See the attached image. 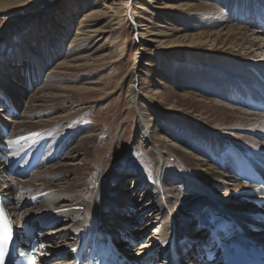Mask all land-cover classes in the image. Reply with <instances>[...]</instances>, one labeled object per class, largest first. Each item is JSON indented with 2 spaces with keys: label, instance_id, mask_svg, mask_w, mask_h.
I'll list each match as a JSON object with an SVG mask.
<instances>
[{
  "label": "rangeland",
  "instance_id": "obj_1",
  "mask_svg": "<svg viewBox=\"0 0 264 264\" xmlns=\"http://www.w3.org/2000/svg\"><path fill=\"white\" fill-rule=\"evenodd\" d=\"M1 1L4 6L0 7V74L1 71H7L8 68L11 71L22 73L21 70H30L28 67H32V65L38 70L35 76L30 75L26 79L24 76L17 79V81H12L10 78L8 81L10 89H7L3 85L0 86V124L4 127L6 126L7 129L10 130L20 125L23 120L25 121V117L26 123L34 124L39 122L46 123L63 114H66L68 120L71 118L70 121H67L66 123L64 122L60 125L57 130H54L53 128L51 129L52 125H50L51 134L47 133L49 129H41L36 135L25 134L26 136L24 135V137H29L30 139L17 144V147H15V144H12V148H15L13 149L14 157L17 153H29L28 155L30 156L28 159L32 158L31 154H33L39 145H43L42 152L46 161L38 166L36 170L37 173L34 171V173L29 175L26 179L19 180L14 176H5L4 172L3 176L6 179V183H9L12 180L11 184L18 181L21 183L19 186H21L22 183L23 185L27 183V185L35 184V187L44 188L43 190L45 191L48 189L52 190L54 189L53 186L56 185L55 180L60 177H65L68 174L65 173L64 170L62 171L61 169H63V167L60 166H66V164H69V162L65 160L67 159V153H69V151L70 153H73V150H77L80 157L77 158L74 164H82L84 162L88 164L85 176L86 180L84 182L87 185L85 188L86 192L85 194L80 193L82 195L83 204L89 202L93 203L95 199H98L100 191L109 186L114 192L112 195L113 198L108 200L104 207L105 215L109 217V207H116L119 205L118 198L114 197V195H118L120 191H123L124 193L126 191L131 199V194H133L131 192L135 191L138 187L136 184L139 182H142V184L146 186L145 189H139L138 200L143 197L142 201L145 200L144 203H148V194H145V192L149 191V188H153L157 185L155 177L157 176L156 169L158 170V167L161 166L162 162L156 153H147L143 142L139 139L140 124L138 122L140 121V113L143 110L146 112V117L149 119L147 125L149 123L148 128L150 134L156 139L159 138L161 141H164L165 145L168 146V152L167 154L165 153L164 160L169 169L162 166V171L164 170L166 173L175 172L187 182L191 179L186 180L187 177L185 176V171L187 170L182 162L184 159L183 155L191 159H198L194 160L196 161V166L193 171L197 178L194 177L195 181L192 179V181H194L193 184L198 188L205 189L209 193L213 192L212 196L216 199H230L228 191L233 187V182L223 180L221 182H212V187L205 185L202 181L200 183L198 175L203 174V172L205 173L207 168H212L216 174L222 176L224 175L221 172H225L223 169H221L220 172L219 169V171L215 169V166H209V163L204 160L206 155L202 152L204 150L207 151L213 149L219 141H222L219 138H225L226 140L232 141L237 134L246 137L248 140L251 139L248 141L249 143L244 142V145L248 144L251 147L261 144L264 145V132L260 131L257 133L255 131L256 128L250 125L251 122L258 121L257 119L259 118L257 116H264V114L246 109L241 104H230L229 106L231 108H239L241 109L240 111L246 110L245 112L250 115V120H244L241 124L245 129L243 128L241 132H238L231 129L227 130L225 129L227 125L219 126V121H213L211 118H206V116H199L200 113H196L194 110H188L186 113H181V110L178 109L175 111H169L166 116H164L165 112L158 111L155 107L153 108L152 103H154V100L149 103V99H153L157 93L163 94L160 98L161 101L165 100L168 95H181L183 91L195 94L196 92L193 88H199L211 92V90L214 89L213 84L226 82L232 75L239 77V79L234 80L236 83H231V85L237 84L238 87V84H240L241 81L242 83L245 81V71L244 75L241 71L236 73L231 70L229 71L228 68L219 67L218 64H212L210 58L212 57L213 52L197 51L194 49L196 46H193L196 42L194 41L193 44L191 43L188 46L189 41H187L186 38H184L185 40L182 39L183 41L181 44H174L172 47L170 46L171 48L147 43L145 42L148 41L147 37L135 36L131 25L122 26L125 20H123L124 18L121 17V15L112 18L110 24L112 25L111 30L114 29V31L106 33L104 25L108 24V22L107 20H100L94 25V30L102 29L103 33L100 34V36L94 38L90 34L86 39L81 35H79L77 39L75 38L78 29H80L81 32L87 31L90 25L93 24L84 22L83 28L82 24L79 26L73 24L68 27L69 25H67L65 21L66 9L70 10V19L73 18V20L79 22L85 12L89 13L91 10L112 7L113 4L118 3L117 0ZM228 1L229 3L230 1L232 2V0H226V3ZM137 2L136 7L139 3L142 5L140 6V9L138 8L134 13V16L138 15L139 17V20L137 21H142V24H146L148 26V31L152 34L154 33L155 36L160 37L162 43L169 39L168 36L177 37L178 39L176 38V41L178 42L183 35H195V33L198 32V27L192 26L194 24L202 26V23L204 22L203 19L197 21V17H201V15L190 16L191 14L189 13H186L188 15H184V13H182V15H179L178 13L173 14V12L167 13L169 12L167 8L174 3L172 0H138ZM210 3L213 4V2ZM257 3H264V0H238V6L245 8L248 11H253ZM216 7L224 12V15L225 11L229 8L226 7V4L220 6L216 5ZM246 20V23L253 22V15L252 17L250 15ZM17 22L18 24L22 23L25 25L16 29L15 25ZM190 23L192 26H188ZM240 23L241 22L235 21L234 24ZM252 24L253 23L250 25ZM220 25L222 24L217 26ZM120 26L122 27L120 28ZM246 26L249 25L246 24ZM214 27L215 26L210 24L207 26L209 29ZM249 27L254 30L256 29L252 26ZM260 34L263 35L264 38V34ZM260 39H262V37H260ZM22 43H25V46L30 49V60H22L21 64L14 65V62H11L9 57L14 50L21 48ZM141 46H148V49L146 48L147 51L142 52ZM45 47H48V51ZM50 47L53 49L50 50ZM257 47L258 45L256 43L253 50ZM73 50H75V52ZM71 51H73L74 57L68 55V52ZM74 58L79 59L72 61ZM7 59L9 60L7 61ZM235 61L245 63L241 60ZM59 64H64L66 67L62 68L58 66ZM31 72L33 71L31 70ZM180 75H182L183 78L188 76L189 80L185 83V86H181L178 83ZM206 76L209 77L206 78ZM258 80L262 82L261 76H259ZM132 83L135 85L136 92L138 91L139 98L138 104L134 107H130L127 102L128 100L126 99L128 88ZM246 86L251 87L252 84ZM238 89L241 93L248 90V88H245L244 86L242 89ZM251 91H253V93L248 92L257 96L258 90L256 91V89L252 88ZM218 94L223 98L220 93ZM223 96H225V94ZM216 98L219 99L218 97ZM248 98L246 97V100L247 102L249 101L248 105L250 106L254 104V101H257L255 98ZM32 99L34 101H31ZM157 102L159 103V101ZM164 103L165 102H161L162 105H164ZM259 104L262 103L259 102ZM39 105L42 107H38ZM3 108H6V110ZM26 108H30L29 110L32 116L29 114H23ZM179 108H181V106ZM248 114L241 115L248 116ZM180 116L183 119H188L190 125L195 129H192L186 124L185 126L187 127V130L180 128ZM59 121L61 120L56 119L53 124L59 123ZM231 125L232 124H230V126ZM212 126H215L216 128L220 127L219 132H214ZM209 127L212 129H209ZM227 128L230 127L228 126ZM221 129L225 132H223L224 134L221 133ZM192 130L196 131L195 134L198 136L197 139H194V135L192 136L193 133L190 132ZM218 136L220 137L217 138ZM254 142L255 144L253 145ZM76 146L77 148H75ZM240 146H243L242 143ZM0 149H2V147H0ZM242 151L245 153V150ZM242 151H239L238 153ZM214 152V154H208V157L213 160L219 159L222 161L220 166L226 167L228 164V157H225L226 154L219 151ZM196 153H200V156L195 155ZM261 156H264V146L260 149L259 154L256 155L258 158ZM3 170L5 169H3L2 163H0V173L3 172ZM73 172L74 171H72V175L75 173V175H78L80 173L79 171ZM38 174H42V176L36 179V175ZM228 174H230L228 177L231 179L234 177L235 179L236 172L233 174L229 172ZM31 176L32 178L30 179ZM44 180H47L48 182L52 180L50 181L51 183L49 182L45 184L48 186L47 189H45V186H40ZM133 181H135V184ZM248 195V198L243 200L244 203L249 205V202H252L254 204L257 200H253V193H249ZM235 199L236 197H232L230 199L232 200L231 203H234ZM26 201L27 200H25L23 204ZM46 201L48 202L49 200ZM11 203L13 204V201ZM257 204V209L264 212V208L259 207L260 202H257ZM10 206L9 209L13 208V205L10 204ZM252 207L256 206L252 205ZM31 208V205H27L23 208L22 212H18V217ZM239 210L241 209L236 208L227 211L229 213L234 212L236 215V212ZM117 212L118 210L114 215ZM149 213L150 212H147L145 215ZM121 215L122 216L120 217L126 218L125 212ZM145 215L139 219L138 223H136V226L134 227L135 231H140L139 229L145 224ZM238 215L240 216V214ZM113 216H110L109 218H112ZM63 220L64 218L61 219V221ZM108 222L109 220L106 223ZM253 222L258 223V219H255ZM61 225L63 224H58V226H52L51 228L59 227ZM191 225L193 226L192 235L194 237L198 236V227L194 224ZM257 225L259 224H248V231L246 232L243 229L242 231H244V233L242 232V234L252 233ZM147 227V231L143 236L151 237L155 233L156 226L150 225ZM51 228H43V230H41L42 232L40 231L41 235L47 234L48 230ZM204 235L206 236L205 233ZM183 237L184 235L180 239L176 238V240L179 241L183 239ZM113 240L118 242L117 244L121 247L124 254L126 253L125 255L127 257L132 255L133 252L131 251H139L140 249L139 246L141 241L139 240H130L134 241V244L130 241L123 242L119 237ZM203 240L206 241L207 236L204 237ZM128 242H130V244ZM208 246L210 245L205 244L199 248ZM193 248L194 250L199 249L198 246H190L188 250ZM183 255L179 256L177 260L178 264L187 263L186 255H184V258ZM60 258L62 257L58 256L56 259V256H47L45 259L51 264L55 261H62ZM62 259L64 260V258ZM159 261H165V259L160 257V260L154 261V264H159Z\"/></svg>",
  "mask_w": 264,
  "mask_h": 264
},
{
  "label": "bare ground",
  "instance_id": "obj_2",
  "mask_svg": "<svg viewBox=\"0 0 264 264\" xmlns=\"http://www.w3.org/2000/svg\"><path fill=\"white\" fill-rule=\"evenodd\" d=\"M117 1L118 3L113 4L112 7H103L100 10L98 9L91 10L89 11V13L85 12L82 19L79 22L73 20V18L70 19L69 16L70 10L66 9L65 21L66 24L69 25L68 27H70L73 24H77L78 26L82 24V28H83L84 22L93 24L90 25L87 31L81 32L80 29H78L76 31L75 38L77 39L79 35H81L82 37H84V39H86L89 37L90 34L94 38L100 36V34L103 33L102 29L100 28L94 30V25H96V23L99 22L100 20H107L108 24L104 25L105 27L104 30H106L105 31L106 33H110L114 31V29L111 30L112 25L110 24L112 22V18L121 15V17L124 18L123 20H125L122 26L131 25L135 36L147 37L148 41H145L147 43H151L155 45L157 44V46L162 45L166 47H170V46L172 47V45L174 44L177 43L181 44V42L185 40L184 38H186L187 41H189L188 46L191 43L193 44L195 41L196 44L193 46H196L194 49H196L197 51L213 52L212 53L213 55L210 58L212 64H218L219 67L228 68L229 71L231 70L236 73L241 71L244 75H245L244 73L245 71L246 78H244L245 79L244 83H242L241 81V83L238 84V87L237 84L231 85V83H236L234 80L239 79V77L232 75L230 78L227 79L226 82L213 84L214 89L211 90V92H209L208 90L205 91L203 89L193 88V90L197 94L183 91L181 95L178 96L168 95L166 96V99L163 101L160 100L163 94L157 93L155 96L152 95L154 96L153 99L150 97L151 99H149V103L154 100L153 101L154 103H152V107L153 108L155 107L156 110L158 111L165 112L164 116H166V114L169 111H175L178 109L181 110L180 111L181 113H186V111L188 110L189 111L194 110L196 113H200L199 116H206V118H211V120L213 121H217V122L219 121L220 122L219 126L221 125H227V127L229 126L230 128L227 127L225 128L227 130L231 129L241 132L244 128L241 126V124L243 123L244 120L246 121L250 120L249 119L250 115L247 112H245L246 110L240 111L241 109L239 108H231L229 106L230 104H234V103L237 104L243 103L244 101L243 99L246 95L243 94L244 95L243 97V95L238 91L239 90L238 88L242 89L244 86L245 88H248V90L245 91H249L251 93H253V91H251L252 88L256 89V91L258 90L256 97H258L257 99H259L260 103L264 104V38L263 35L260 34V33L264 34V24L262 22H258L259 19L264 15V3H257L253 11H248L245 8L238 6V0H232V2L230 1V3L229 1L226 3V0H172L174 3L167 8V10H169V12L167 13L173 12V14L178 13L179 15H182V13H184V15H188L186 13H189L191 14L190 16L201 15V17H197L198 18L197 21L203 19L204 22L202 23V26L195 24L192 26L191 23L188 24V26L198 27V32L195 33V35L192 34H191L192 36L183 35L178 42L176 41L178 39L177 37L176 39L173 36H168L169 39H167L162 43L160 37H157L154 35V33L152 34L151 32L148 31L147 28L148 26L146 24H142V21H137L139 20L138 15L134 16L136 10L138 8L140 9V6H142L139 3L138 4L139 7L138 6L136 7V3H138L137 2L138 0H117ZM208 1L213 2V4ZM222 4H226L227 8L229 7L228 10L225 11V15L224 12H222L216 7V5L220 6ZM3 6L4 5L0 0V7ZM250 15L251 17L253 15V22H251L253 23L252 25L246 23L247 21L246 19ZM235 21L241 23L234 24ZM209 24L215 27L209 29L207 28ZM219 24L222 25L217 26ZM246 24L256 29L254 30L251 27L246 26ZM22 25L25 24L22 23L18 24L17 22L15 25L16 29ZM122 26H120V28ZM260 37H262V39H260ZM256 43L258 47L255 50H253ZM141 47H142L141 49L142 52H146L147 51L146 48L148 49V46H141ZM45 48L48 51V47ZM52 49L53 48L50 47V50ZM73 51L75 52V50ZM73 51L68 52V55L74 57ZM30 56H31L30 49L25 46V43H22L21 48L18 50H14V52L9 57V59L11 60V62H14V65L15 64L19 65L21 64L22 60L23 61H26L28 59L30 60ZM9 59H7V61ZM78 59L79 58L77 59L74 58L72 59V61ZM235 60H241L244 61L245 63L238 62ZM64 64H59L58 66L62 68L66 67L64 66ZM28 69L30 70H21L22 73H19L17 71H11L9 68L7 71L5 70L1 71L0 86L3 85L7 89L8 88L10 89L9 87L10 84L8 85V81L10 78L12 79V81H17V79L22 78V76H24V78L26 79L30 75L35 76L38 70L37 68L35 69L34 65H32V67H28ZM31 70L33 72H31ZM259 76H261L262 82L258 80ZM208 77L209 76H206V78ZM188 80H189L188 76H185L183 78V76L180 75L178 78V83L181 86L183 85L185 86V83ZM248 84H252V86L251 87L246 86ZM130 85L131 86H129L128 88L126 99L128 100L127 102L129 106L134 107L136 106V104H138V99H139L137 93L138 91L136 92L135 85L133 83ZM218 93H220L223 98H221V96ZM224 94L225 96H223ZM216 97H218L219 99H217ZM31 101L34 100L32 99ZM157 101H159V103ZM161 102H165L164 105H162ZM180 106L181 108H179ZM38 107L41 108L42 106L39 105ZM29 109L30 108H26L23 114L24 115L29 114L30 116H32ZM241 114H248V116H242ZM66 117H67L66 114H63L60 117L56 118L57 120H61L59 121V123L56 124H53L56 119L51 121L49 120L46 123L44 122L41 123L39 122L37 124L26 123L25 122L26 117H25V121L23 120V122H21L20 125L16 126V128L10 129L11 135L8 139V145L12 147V144H15V147H17V144L23 143L26 140L30 139L29 137H24L25 134L36 135L41 129L47 128L49 129L47 133L51 134L50 130L52 128L54 130H57V128L60 125H62L64 122L66 123L67 121L71 120V118L70 120H68ZM257 117L259 118L257 119L258 121L251 122L250 125L256 128L255 131L257 133L260 131L264 132V116H257ZM148 120L149 119L146 117V112L142 110L140 113V121L138 122L140 124L139 139L141 142H143L144 147L146 148V152L149 154L156 153L162 162L161 166L158 167V170L156 169L157 176L155 177H156L157 185L154 186L153 188H149L150 190L145 192V194H148L147 199L149 200V202L148 203L146 202V204L144 203L145 200L142 201L143 197L138 200L139 189L140 188L145 189L146 186V185L144 186L142 182L136 184V186L138 187L135 189V191L131 192L133 193L131 194L132 197L131 199L129 198L130 195H128L127 194L128 192L126 191L125 193L123 191H120L118 195L116 196L114 195V197L118 198L119 205L116 207L115 206L109 207L108 212L110 216H112L111 213H113L114 215V213L118 210V212L112 218L106 217L103 211V207L106 205V202L112 199L113 198L112 195L114 194L112 188L109 186H107L100 192L99 194L100 197L98 198V202H96L95 199L93 203L89 202L87 204H83L82 195L80 193L85 194L86 192L85 188L87 187V185L84 182L86 180L85 176H86V170L88 164H86L85 162L82 164L80 163L74 164L77 158L80 157V154H78L77 150L76 151L73 150L72 151L73 153H70V151L69 153H67L68 154L66 155L67 159L65 160L68 161L69 164H66V166H62V165L60 166L63 167V169L61 170L62 171L64 170V172L68 174L65 177H60L57 180H55L56 185L53 186L54 189L52 190L48 189L47 191H45L43 190L44 188L35 187L34 186L35 184L27 185V183L24 185L22 183L21 185L22 187H21L19 186L21 183L18 181H15L13 184H11L12 180L9 183H6V179L3 176L4 172L6 173V169L3 167V169L5 170L0 173V196L2 198H5L6 201L10 202V204L13 205V208L8 209L7 213L9 217L13 218L15 224L21 225L23 221L26 222L28 220L35 219L36 223L34 224V227L37 232H40V229L42 227L51 228L52 226H58V224H63L59 227L51 228L50 230H48L47 234H43L41 236L40 239L41 249L39 250L37 257V261L40 264H42L44 257L46 258L47 256H52V257L56 256V259L57 256H61L62 258H64L63 261H66L65 264H78L79 258L73 255V253L76 249L79 248L80 245L84 248H89L90 253H94L96 251H99L103 246L107 245L110 237H112L113 239L119 237L123 242L130 240L141 241L139 246L140 248L139 251L137 250L131 251L133 253L128 257L130 260L135 261L137 259H145L144 261L149 262V264L152 263L154 264V261H158L160 260V257H163L165 261H159V264H172L173 257L172 256L170 257V254L167 255V253L169 252L168 243L172 239V237L176 240V238L180 239L184 235L183 238L186 239L187 241L189 240L191 243L194 242L193 246L196 247L203 244L202 243L203 239L204 237H206L204 235L205 232H207L209 241L218 239L217 235L214 236L212 234L213 229L212 230L208 229V226L213 216L219 217L224 214L231 216V218L233 219L231 220V223L233 224L234 230L236 231L237 234H239L242 229H244V231L247 232L249 229V227L247 226L248 224L250 225L259 224L257 225L256 228L264 232V225H262V221L264 220V212L257 209L258 206L257 202H255L254 204L252 202H249L248 205L243 201L248 198L249 196L248 194L250 193L248 189L250 188H247L243 183H241L237 175L235 176V179L234 177H232L233 179L228 177L230 176V174H228L229 172L232 174L234 172L237 173V161L238 158H240V155L238 154L239 151L245 150V154L251 153L253 156H256L259 154L260 149L263 148L264 145L261 144L252 147L248 144H247L248 146L244 145L245 143H249L248 141H250L251 139L248 140L246 137L237 134L235 138L233 137L234 139L232 141L226 140L225 138H219L220 136H218L217 138L221 139L222 141H219V143L216 144V146L213 149H209L207 151L203 149L204 151L202 153L203 154L205 153L204 155H206L205 159L204 158L203 159L207 163H209V166H213V167L215 166V169L217 170L219 169L220 172L221 169H223L225 172L228 173L221 172L224 175L222 176L220 174H216L212 168L211 169L207 168L205 173L203 172V174L198 175V179L200 183L202 181L205 185L212 187L211 186L212 182H219V181L221 182L222 180L233 182L232 183L233 187L228 191L229 192L228 195L230 199L232 197H236V199L234 200L235 201L234 203H231L232 200L216 199L215 197L212 196L213 192L209 193L205 189L198 188L196 187L195 184H193L195 181L194 180L195 175L193 169L196 166V161L194 160H198V159H194V158L191 159L183 155L184 159L182 162L184 163V166L187 170L185 171L186 173L185 176L187 177L186 180L191 179L190 181H187L189 183L185 182V180L179 177L175 172L166 173V171L164 170L162 171L163 167L169 169L168 165L164 160L165 153L167 154L168 152V146L165 145L164 141H161L159 138L156 139L153 135L150 134V130L148 128L149 123L147 125ZM185 124L191 127L192 129H195L192 125H190L188 119H183L180 116L179 127L187 130ZM230 124L232 125L230 126ZM50 125H52V127ZM212 128H214L213 129L214 132H219L220 130L219 129L220 127L216 128L215 126H212ZM212 128L209 127V129ZM6 130L7 127L6 126L4 127L2 124H0V137L2 136V134H6L7 132ZM190 132L193 133L192 136L194 135V139H197L198 136L195 134L196 131L192 130ZM223 132L224 131L222 130L221 133ZM241 143L243 145L242 147L240 146ZM254 144L255 142L253 143V145ZM75 148H77V146ZM214 151L216 152L219 151L223 154H226L225 157H228L227 159L228 164L226 167L220 166L222 164V161H220L219 159L213 160L208 157V154H214L215 153ZM20 154L22 153L15 154V157H17ZM199 154L196 153L195 155L200 156ZM256 163L264 164V156L259 157L256 160ZM72 171L74 172L79 171L80 173L79 174L77 173L78 175H75L76 173L72 175ZM41 176L42 174L36 175V179L40 178ZM31 178L32 176L30 177V179ZM192 179L194 181H192ZM49 182L47 180L46 181L44 180V182H42L44 185L41 183L42 185L40 184V186H45V189H47L48 186H46L45 184ZM133 183L135 184V181H133ZM254 195L256 196L253 197L254 199L264 200L263 192L260 191L259 193H255ZM25 200L30 201L32 203V208L26 210V212L20 217H17L15 215V211L18 209L20 202H24ZM46 200L49 201L47 202ZM12 201L13 204L11 203ZM252 205L256 207H252ZM236 208L241 209L236 212L237 216L234 214V212L229 213L227 211V210H234ZM46 211H50V212H46ZM123 212H125L126 218L120 217L122 216L121 214ZM147 212L150 213L145 215ZM207 214L212 216L207 217ZM238 214H240V216ZM144 215L146 216L144 218V221H146L145 224L142 225V227L139 229L140 231L138 230L135 231L134 227L136 226V223H138L139 219ZM62 218H64L63 221H61ZM93 218H94V222H92ZM171 219L173 220V222H171ZM179 219L180 222L178 223L177 221ZM255 219H258V223L253 222ZM108 220L109 222L106 223ZM191 224H194L195 226L198 227L199 235L196 237L192 235L193 226ZM150 225L156 226L155 228L156 230L154 231L155 233L151 237L149 236L144 237L143 235L147 231L148 228L147 226ZM175 225H176V231H175ZM95 227H98V231H95ZM263 234L253 233L252 237L261 238ZM180 242L181 240H179L176 244ZM113 244L116 245L118 250L124 254V252L122 251L121 247L118 244L116 243ZM183 244H184L183 246H187L185 245V243ZM209 245L210 246L199 248L198 250H194V248L188 250L190 246H192L189 244L186 248H183V251L188 250L184 254L186 255V259H187L186 264H199L194 262V259L198 257L197 256L198 254L199 256H201L205 254V250H210V249L214 250L215 247L212 246V243H209ZM105 253L106 256L111 255V252L106 248H105ZM89 256L90 255H85L84 257L89 258ZM216 257L217 255H215V258ZM222 262H223L222 260H219L217 262L213 261L212 264H222ZM51 264H61V262L55 261L52 262Z\"/></svg>",
  "mask_w": 264,
  "mask_h": 264
},
{
  "label": "snow or ice",
  "instance_id": "obj_3",
  "mask_svg": "<svg viewBox=\"0 0 264 264\" xmlns=\"http://www.w3.org/2000/svg\"><path fill=\"white\" fill-rule=\"evenodd\" d=\"M11 240V231L9 222L3 214L0 213V264H2L4 253L7 250L8 243Z\"/></svg>",
  "mask_w": 264,
  "mask_h": 264
},
{
  "label": "water",
  "instance_id": "obj_4",
  "mask_svg": "<svg viewBox=\"0 0 264 264\" xmlns=\"http://www.w3.org/2000/svg\"><path fill=\"white\" fill-rule=\"evenodd\" d=\"M263 234L264 232L263 231H261V232H259V234ZM253 236V234H251L250 236L248 235V238H250V239H252V240H254V243L258 246V247H262V246H264V234L262 235V237L261 238H257V237H252ZM183 243H185V245H187L188 246V244L189 245H194V242H190L189 240L187 241L186 239L185 240H181V242L180 243H178V244H176V250H178V252L181 254L182 252H183V248H186L187 246H183L184 244ZM191 243V244H190ZM116 246V245H115ZM122 253V252H121ZM122 256H124V254L122 253L121 254Z\"/></svg>",
  "mask_w": 264,
  "mask_h": 264
}]
</instances>
